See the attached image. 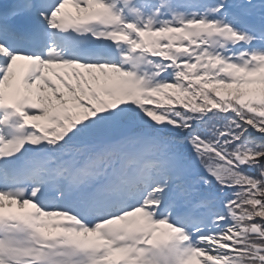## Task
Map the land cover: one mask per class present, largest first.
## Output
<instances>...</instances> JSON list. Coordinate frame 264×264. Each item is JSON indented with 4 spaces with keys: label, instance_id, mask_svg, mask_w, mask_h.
Here are the masks:
<instances>
[{
    "label": "snow or ice",
    "instance_id": "obj_1",
    "mask_svg": "<svg viewBox=\"0 0 264 264\" xmlns=\"http://www.w3.org/2000/svg\"><path fill=\"white\" fill-rule=\"evenodd\" d=\"M0 264H264V0H0Z\"/></svg>",
    "mask_w": 264,
    "mask_h": 264
},
{
    "label": "bare ground",
    "instance_id": "obj_2",
    "mask_svg": "<svg viewBox=\"0 0 264 264\" xmlns=\"http://www.w3.org/2000/svg\"><path fill=\"white\" fill-rule=\"evenodd\" d=\"M69 10H71V9H69Z\"/></svg>",
    "mask_w": 264,
    "mask_h": 264
}]
</instances>
